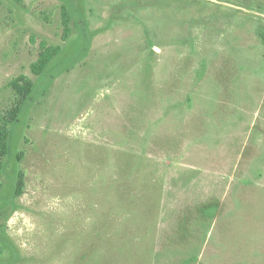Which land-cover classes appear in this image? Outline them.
<instances>
[{
	"label": "rangeland",
	"instance_id": "obj_1",
	"mask_svg": "<svg viewBox=\"0 0 264 264\" xmlns=\"http://www.w3.org/2000/svg\"><path fill=\"white\" fill-rule=\"evenodd\" d=\"M21 74L0 264H264V0H0Z\"/></svg>",
	"mask_w": 264,
	"mask_h": 264
},
{
	"label": "trees",
	"instance_id": "obj_2",
	"mask_svg": "<svg viewBox=\"0 0 264 264\" xmlns=\"http://www.w3.org/2000/svg\"><path fill=\"white\" fill-rule=\"evenodd\" d=\"M64 18V38L67 39L70 35V14L68 10L63 8ZM42 50L36 61L31 64L32 72L37 76H42L53 62L55 57L61 52V46L41 44ZM11 86L16 94L14 106L7 110L0 118V157L3 158L9 154L10 150V135L11 128L22 112L23 105L27 99L33 94L36 89V82L29 76L21 74L11 81ZM23 153L18 154V160H21ZM0 172L2 170L0 169ZM15 183V194L20 196L25 190V174L22 170L17 173Z\"/></svg>",
	"mask_w": 264,
	"mask_h": 264
}]
</instances>
